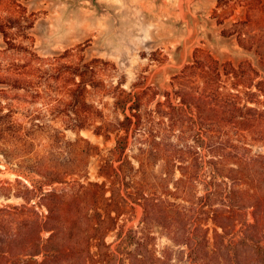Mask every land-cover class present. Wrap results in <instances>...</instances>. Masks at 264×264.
<instances>
[{"label": "trees", "instance_id": "1", "mask_svg": "<svg viewBox=\"0 0 264 264\" xmlns=\"http://www.w3.org/2000/svg\"><path fill=\"white\" fill-rule=\"evenodd\" d=\"M23 1L0 0L10 13L0 18L4 52L19 56L0 72V85L9 88L0 90V99L41 104L69 130H90L106 140L115 135L116 145L101 165L104 180L85 185L73 176L88 166L95 149L89 141L83 140L88 148L81 153L79 141L70 143L72 156L62 161L53 151H33L39 135L55 139L40 121L42 110L28 109L29 129L3 126L0 137L13 147L2 154L23 173L40 176L36 187L48 215L27 206L0 208V264H177L175 248L183 249L188 264H242L243 248L264 264V154L247 143L264 142L259 71L247 61L221 64L196 50L154 108L144 104L151 88L136 95L116 87L114 109L123 118L110 120L87 100L89 88L99 87L109 70L102 65L110 64L85 62L74 49L39 56L30 34L35 14ZM253 16L249 10L235 24L242 31L228 36L237 35L264 67V26L256 34ZM131 138L138 150L133 157L126 153ZM138 208V226L125 230ZM156 228L172 243L161 254ZM112 233L115 247L107 242Z\"/></svg>", "mask_w": 264, "mask_h": 264}, {"label": "rangeland", "instance_id": "2", "mask_svg": "<svg viewBox=\"0 0 264 264\" xmlns=\"http://www.w3.org/2000/svg\"><path fill=\"white\" fill-rule=\"evenodd\" d=\"M22 3L29 13L35 14V25L30 34L34 38L33 49L39 56L52 58L74 49L85 62L100 59L110 64L109 67L102 65L109 70L98 78L100 86L89 88L87 94V100L102 109L110 120L123 118L122 113L114 109L116 87L136 95L151 88L144 104L154 108L156 102L165 100L163 94L171 91L172 78L193 63L196 50L210 53L221 64L229 62L238 67L247 61L264 79V67L255 52L243 49L237 35L228 36L230 32L242 31L243 28L235 24L245 20L249 10L256 22L252 30L260 34L259 28L264 26V11L261 10L264 0H27ZM9 14L0 7L1 19ZM6 47L0 33V72L19 58L13 51L4 52ZM3 89L9 88L0 85V90ZM29 108L42 110L40 121L48 125L46 132L55 135L51 141L45 135L36 137L33 151L43 154L53 151L62 161H67L73 152L70 143L79 141L76 148L81 153L88 148L83 141L87 140L95 149L86 170L73 178L85 185L104 180L99 177V171L116 145L115 135L106 140L90 130H69L41 104L32 105L5 97L0 99V116H5L0 117V131L12 122L29 129L31 121L25 118L31 113H28ZM19 132L23 135V130ZM247 143L253 152L264 154V142L248 140ZM12 144L0 137V208L27 206L45 218L48 211L42 205L41 193L36 187H39L40 176L34 172L23 173L2 154L1 150L13 147ZM126 153L131 157L138 153L132 138ZM133 162L138 166L135 160ZM155 170L158 171V167ZM44 189L47 191L50 187ZM141 217L142 210L138 208L135 218L125 222V230L136 228ZM154 231L158 254L172 247L159 228ZM48 236V233L43 234L45 239ZM261 241L264 243V236ZM107 242L115 247L116 233L110 234ZM175 250L177 264H188L187 256L181 252L183 249ZM241 251L245 253L242 264H259L250 249Z\"/></svg>", "mask_w": 264, "mask_h": 264}]
</instances>
